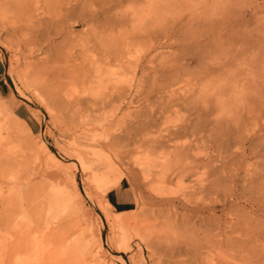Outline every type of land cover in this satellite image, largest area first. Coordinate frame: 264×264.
Segmentation results:
<instances>
[{"label":"rangeland","instance_id":"rangeland-1","mask_svg":"<svg viewBox=\"0 0 264 264\" xmlns=\"http://www.w3.org/2000/svg\"><path fill=\"white\" fill-rule=\"evenodd\" d=\"M151 1L117 5L113 56L97 63L98 72L96 65L72 60L75 69L62 55L60 64L69 69L46 85L38 81L40 63L53 64L49 57L57 48L31 55L30 48L0 30V264H264V131L256 136L257 151L247 157L249 173L237 174L236 188L231 182L215 183L211 169L193 170L185 160L220 140V122L239 116L237 107L245 101H264V0H209L206 5L204 0H162L161 8L151 7ZM3 13L0 24L7 21ZM226 22L242 26H236L240 32L226 36L220 46L216 39L212 60L221 67L214 75L202 74L193 48L200 43L197 36L210 23ZM241 33L249 47L236 57L230 51L240 50L234 43ZM227 56L236 60L232 66ZM251 56L260 66L258 90L226 83L233 100L213 103V115L205 118L198 112L199 99L213 98L221 88L214 76L247 74ZM78 65L85 75L81 82ZM180 77L186 80L182 84ZM191 78L196 81L189 83ZM187 81L189 87L183 85ZM183 96L197 108L186 113ZM183 119L204 130L194 138L192 129L181 130ZM181 146L182 154L176 153ZM110 185V190L127 189L135 209L115 213L105 198L110 190L102 192Z\"/></svg>","mask_w":264,"mask_h":264},{"label":"bare ground","instance_id":"bare-ground-1","mask_svg":"<svg viewBox=\"0 0 264 264\" xmlns=\"http://www.w3.org/2000/svg\"><path fill=\"white\" fill-rule=\"evenodd\" d=\"M17 1H19V0H17ZM17 1L16 0H0V12L1 13L5 12L3 14L6 15L5 17L7 20L5 23L0 24V30L5 31L7 34H10L14 40H17V41H19V43H22L23 48H26V49L30 48L31 55L33 53H36V52L42 53L43 51L45 53H47L50 50L57 48V50L53 51V53L50 54V57H49L54 62L53 64L49 65L47 62V59L44 61H41V63H40L42 70H41L40 75H39L40 79L38 81L42 85H46V84L51 83V82H56V80L59 79L61 74L65 73L66 70L69 69L68 65L60 64V59H61L62 55H64L63 57L68 58V62H70L71 65H72V60H73V62H76V63L78 62L80 66H82L85 62H87L88 64H91V65H94V66L96 65L94 67V72L95 71L98 72L100 70V68H99L100 65L98 66V68H96V67H97V63L102 62V59H106L105 57H107V59L110 61V57L113 56V49H114V38H113V36H110V35L115 33V30L117 28V25H115V23H116V20L118 21V19H116V16L113 13H114L117 5L120 2L127 1V0H28L27 2L24 1L25 4H24V2H20L18 4ZM208 1L209 0H204L203 4L206 5L208 3ZM162 2H163L162 0H154V1H151L150 4H151V7L155 6V7L161 8L160 6H162ZM166 2H167V0H166ZM261 3H262L261 5H263L264 1L263 2L261 1ZM150 4H149V6H150ZM164 5H165V3H164ZM167 5H169V4H167ZM223 13L225 15L227 14V12L226 13L223 12ZM224 14L220 15L219 17L214 15V14L213 15L218 17V19H219V18L224 17L223 16ZM216 17H215V20L217 19ZM240 19H242V17ZM215 20H212L211 22L214 23ZM235 21H236V19H235ZM207 22H208V20H207ZM221 22H223V21H221ZM201 23H204V22L201 21ZM235 23L230 24V23L226 22V23H223L222 25H219L217 27L213 26L210 23L209 26L206 25L208 28L205 26L207 29L205 28L204 31H202L201 33L199 32L197 37H198V39H201L200 43L197 42L198 44L197 43L194 44L193 48L199 54L197 56H200V58H198L197 65H196V68L199 69L200 73L205 74V75L210 73V74L214 75L216 68H218V66L221 67V65H220L221 63L216 65L217 67L214 66L215 64H214L212 58H215V56L213 57L212 54L214 53L215 48L213 49V46H215L214 45L215 43H216V46H218L220 44V42L225 40L226 36L228 38V37H230V35L233 36V33L236 34L237 32H240V30H238V31L236 30V26H239V25H237V23L236 24ZM196 25L199 26V24H196ZM79 27H82V30H81V32L76 33V29ZM239 27L241 29L242 26H239ZM202 29H203V27H202ZM202 29H200V30H202ZM165 34H167V33H165ZM104 35H106V36L104 37ZM242 35H243V33H241V35H237L236 38H238V40L234 43L235 45H238L240 50L239 51L237 50V52H236V50L235 51L233 50V52L230 51V53L235 52L237 54H240V55L236 54V57L241 56V54L244 52L246 54V50L249 47V46L247 47L244 42H241ZM253 35H255V34L253 33ZM57 39H61V42L59 45L62 44V46H57L54 44L55 40H57ZM184 39H186V37ZM196 39L197 38L195 37V39L193 41H196ZM216 39L220 40V41H218L219 42L218 45H217ZM182 41H184V40L182 39ZM12 42H14V41H12ZM230 43L232 45V42H229V44ZM231 45H230V47L233 46V45L232 46ZM252 45L253 44L251 43L250 44L251 48H252ZM127 46H129V44ZM222 46L224 47V45H222ZM222 46H221V48L223 49ZM257 46L258 45H256L255 47H257ZM226 48H227L226 50H228V46ZM76 49H78L81 52L80 57H73L72 52ZM189 50H191V48ZM229 50H230V48H229ZM255 50L257 51V49H255ZM26 51H29V50H26ZM193 53L191 54V52H190L191 55H194ZM252 53L253 52H251V54ZM195 54H196V52H195ZM254 54H256V52ZM95 55H98V57H96ZM257 55H258V52H257ZM217 56H216V59L219 58V57L217 58ZM219 56L222 57V55H219ZM244 56H246V55H244ZM221 57L219 58V60L221 59ZM251 57H253V59H251V58L250 59L254 60L251 63L252 69L250 68L252 71L250 70V72H249V70H248L247 74H245V75H242V74L239 75L238 74L239 76H232V77H228V78L224 77L223 79H220L221 77L220 78L216 77V75L214 76V78L212 80L214 81V79H216L217 82H221V88L218 89V91L216 89L215 92L213 94H211V95H213L212 96L213 98H208L209 95H206V94H204L205 96H202L200 94L201 97L199 99V103L201 104V108L198 107V112L200 111L199 113L203 112L202 114L205 116V118H207V117L213 115V113L209 114L210 113L209 107L212 106L213 103L219 104V101L222 102L225 100L227 102H230L233 100L231 98V96L227 97V95H228V94H226L227 91L224 90L226 83H227V86L228 85H236V86L240 85L241 89H243V90L246 88L254 90L262 83L260 76H259L260 66L258 64V59L255 60L254 56H251ZM227 58H229V60H227V63H230L229 65L232 66V64H231L232 62H230V61H234V60H230V57H228V56H227ZM187 59H189V56H187ZM238 59H240V57L237 58V60ZM243 59H245V58H243ZM243 59H241V60H243ZM210 60H212V61L210 62ZM184 61L185 60H183L184 66H181V69H183V70L186 67L185 63L187 65V62L185 61V63H184ZM241 62L242 61H240V63ZM216 64H217V62H216ZM226 64L225 65L223 64V66L228 65V64L227 65ZM79 65H78V68H79L78 70H80V71H78L79 74H76V77L79 79V82H81L84 80L83 77L85 75H83L82 70H81ZM188 65H189V63H188ZM108 66H109V64H108ZM72 67L75 68L74 63L72 65ZM263 67H264V65H263ZM245 68L247 69V65H245ZM75 69H77V68H75ZM190 69H192V68H190ZM177 71H178V69H177ZM217 73H215V74H217ZM190 74H191V72H190ZM187 76H188V74H187ZM255 77H259V78H255ZM177 81H178V79H177ZM179 81L182 84L186 80H184L180 77ZM195 81H196L195 78H191L189 83H191V82L193 83ZM189 83L187 81V86H186V84H183V85H185V87H189L190 86ZM231 89H233V88L231 87ZM208 90H209V88H208ZM257 90H258V88H257ZM191 94H192V92H191ZM198 96H199V94H198ZM234 96L236 98V95H234ZM253 96H254V94H253ZM243 98L246 99V95H244ZM254 98H256V96H254ZM188 99L190 100V98L187 96H183L182 98H180L181 102L183 104L186 103V105H187L184 108V109L187 108L186 111L184 110L186 113L190 112L189 109L197 108L195 105H193V103H191L192 102L191 100H190L191 101L190 103L192 105H190ZM259 99H260V97H259ZM263 99H264V97H263ZM187 101L189 104L187 103ZM253 101L255 102L256 99ZM222 103H224V102H222ZM200 104H198V105H200ZM189 105H190V107H189ZM183 107H184V105H183ZM214 108H215V105H214ZM237 108H238L237 110H239L241 112V114L239 116H236V117L234 116L233 118H230V116H229V119L231 121H229V119L222 120V118H220V120H222V123L220 122L221 128L219 127V129L216 132L217 134H222V136L219 135L222 137L220 140L212 141L211 145L208 148H204L203 152H197L196 153L198 156H196V155H194V156L192 155L193 157H191L189 155H188V157L185 156V160L187 162H188V160L191 161L190 162V163H192L191 168H193V170L198 168V167L199 168L200 167L207 168L208 170L211 169L209 171L211 172L212 177H214V179L216 180L215 183H217V181H218V184H220L222 182H223V184H224V182H227V183L231 182V183H233V186L235 188H236V184H234V183L237 180L238 172L243 171L245 173H247V172L249 173V171L247 169H249L250 167L248 166L249 164L248 165L246 164L247 157L255 154V152L257 150H255L256 147H254V143L256 142L257 138L259 137V136L258 137H256V136L258 135V133L263 134L262 131H264V130H262V129H264V123L261 124V120L263 119V116H264V101L258 102V100H257V104H253V103L247 104L245 101L244 104H242L240 106V109H239V107H237ZM188 115H189V113H188ZM86 118H88V117H86ZM151 119H153V118L151 117ZM152 121L147 124L148 128H153L152 127ZM197 121H199V119ZM223 122H225L226 124L223 125ZM184 123H186L187 125H185ZM195 123L193 124L191 122H188L187 119H183L182 121L179 122V124H182L181 130L183 132H186V131L192 129L190 135H194L195 136L194 138H196L201 133V130H204V129L201 128V124L199 125L200 126L199 128L198 127L196 128L195 126L197 125V123L196 124ZM220 124H218V126ZM262 140H264V139L262 138ZM257 141H259V139ZM149 142H151V141H149ZM231 146L235 147V152H233V153L230 152ZM186 147H187V145H186ZM188 147H190V146L188 145ZM195 147H196V144H195ZM191 148H192V146H191ZM150 149H151V147H150ZM175 149L177 150L176 153L180 152L182 154V152L184 151V149H182V146L176 147ZM175 149H174V151H175ZM221 150L223 152H221ZM212 152H216V157L212 156V154H211ZM192 154H193V152H192ZM166 155L167 154H165V156ZM221 155H223L224 158H222ZM159 156H160V154H159ZM181 156H182V158L184 157L183 155H181ZM174 157H178V155L177 156L174 155ZM171 158H172V156H171ZM155 159L158 160V162L160 161L161 163H162V161H165V159H161L159 157H157ZM177 159H179V161H180L179 157ZM173 161H175V159ZM182 161H184V158ZM183 163L184 162H182L181 164H183ZM190 163H188L186 166H188ZM213 163H214V166H211V164H213ZM150 164H151V161H150V163L148 162V166L152 167V165H150ZM183 166H184V164H183ZM228 167H231V168H228ZM178 168H179V166H178ZM183 168H185L184 170L187 171V167H183ZM188 169H189V167H188ZM184 170H182V171L185 173L186 171H184ZM148 171H149V169L147 170V172ZM59 172H61V171H59ZM180 173H182V172L180 171ZM226 173H228L229 175H226ZM113 187H114V185H110L107 188H105L102 192L105 193ZM235 191H237V189H235ZM119 225H121V224L119 223ZM240 225L241 224H239V226ZM239 231H241V230H239ZM232 232H233V230H232ZM122 239H121V242L123 243L124 239L123 240ZM118 242H119V239H118ZM224 242L226 243V241H224ZM52 256H54V255H52Z\"/></svg>","mask_w":264,"mask_h":264},{"label":"crops","instance_id":"crops-1","mask_svg":"<svg viewBox=\"0 0 264 264\" xmlns=\"http://www.w3.org/2000/svg\"><path fill=\"white\" fill-rule=\"evenodd\" d=\"M2 73V64H0V75ZM106 201L115 213H127L135 209L136 203L134 197L127 189H123L121 185L117 186L106 193Z\"/></svg>","mask_w":264,"mask_h":264}]
</instances>
